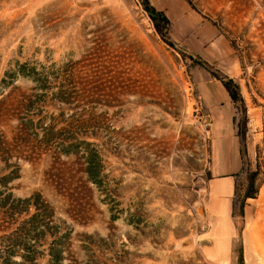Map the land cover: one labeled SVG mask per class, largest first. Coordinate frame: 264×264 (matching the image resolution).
Segmentation results:
<instances>
[{
  "label": "rangeland",
  "instance_id": "rangeland-1",
  "mask_svg": "<svg viewBox=\"0 0 264 264\" xmlns=\"http://www.w3.org/2000/svg\"><path fill=\"white\" fill-rule=\"evenodd\" d=\"M191 1L240 58L234 79L262 173L246 219L242 174L234 214L247 264H264V0ZM33 68L43 86L21 72ZM195 68L161 40L139 0H0V140L13 143L21 167L9 187L16 198L39 196L49 212L1 210L0 261L30 251L46 264L53 238H33L36 214L64 221L66 264H212L198 207L214 128ZM186 236L194 245L174 250Z\"/></svg>",
  "mask_w": 264,
  "mask_h": 264
},
{
  "label": "crops",
  "instance_id": "crops-1",
  "mask_svg": "<svg viewBox=\"0 0 264 264\" xmlns=\"http://www.w3.org/2000/svg\"><path fill=\"white\" fill-rule=\"evenodd\" d=\"M171 21L170 35L179 43L200 54L210 64L235 78L240 67L239 55L223 33L219 23L204 17L187 0H150ZM195 84L207 108L206 118L213 129L210 175L204 201L209 226L208 242L204 244L205 258L212 264H240L239 250L243 248L247 264L246 241L240 243L235 221L237 187L241 176H235L242 161L233 120L237 110L225 88L216 83L208 71L196 67ZM249 200H247L248 202ZM247 207H244L246 219ZM252 264V263H251Z\"/></svg>",
  "mask_w": 264,
  "mask_h": 264
},
{
  "label": "trees",
  "instance_id": "trees-1",
  "mask_svg": "<svg viewBox=\"0 0 264 264\" xmlns=\"http://www.w3.org/2000/svg\"><path fill=\"white\" fill-rule=\"evenodd\" d=\"M188 3L196 9L191 0H187ZM143 10L150 18L153 26L160 36L161 40L175 52H177L183 59H189L193 66L202 68L213 75V77L220 81L225 88L231 102L234 104L237 110V116L233 120L235 136L239 143V152L241 156L242 165L235 176L246 175V188L242 195V199L239 203L240 213L244 214V207L247 200L253 199L258 193L256 187L258 176L262 173V165L258 157L257 167L253 169L252 162L249 156L248 145H247V134H248V113L245 99L242 93V88L239 82L234 78L230 77L227 73L218 69L214 65L210 64L200 54L187 47L186 45L177 42L170 35L171 21L167 14L163 11L158 10L150 0H139ZM197 10V9H196ZM22 74L27 76L34 82L41 83V79L38 77L39 72L33 68L32 71H25L22 69ZM42 84V83H41ZM43 86V84L41 85ZM13 143L7 139L0 140V211H13L15 213H22L24 210H28L30 206H34L38 210H43L44 213L48 210V205L43 201H40L39 196H31L28 198H16L14 193L10 191L9 184L13 180L20 177V164L18 160L20 157L15 155ZM15 157L16 161H11ZM29 160V159H28ZM89 178L97 183L95 173L89 170ZM237 205V204H236ZM49 212H47V215ZM36 214L34 218H31L29 222L32 224V232H35L33 238L35 240H46L47 236L52 237V242L47 248V252H42V256H47L46 264H66V248L65 240L69 233L61 235L60 228L61 221L59 223L51 225L48 222H40L36 220ZM29 248H33L30 246ZM29 250V249H28ZM36 249H32L35 251ZM16 254V251L12 250L6 257L0 261V264H39L37 257L31 256L30 251H26L21 254L20 260H14L12 255ZM239 263L245 264L243 248L239 250Z\"/></svg>",
  "mask_w": 264,
  "mask_h": 264
},
{
  "label": "water",
  "instance_id": "water-1",
  "mask_svg": "<svg viewBox=\"0 0 264 264\" xmlns=\"http://www.w3.org/2000/svg\"><path fill=\"white\" fill-rule=\"evenodd\" d=\"M198 211L201 215H205V210L202 205L198 207ZM194 245V239L191 236H186L184 238L178 239L175 243L174 250H181L189 248Z\"/></svg>",
  "mask_w": 264,
  "mask_h": 264
}]
</instances>
